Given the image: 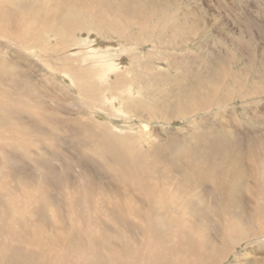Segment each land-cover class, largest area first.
Wrapping results in <instances>:
<instances>
[{"label": "bare ground", "instance_id": "1", "mask_svg": "<svg viewBox=\"0 0 264 264\" xmlns=\"http://www.w3.org/2000/svg\"><path fill=\"white\" fill-rule=\"evenodd\" d=\"M28 1L0 0V153L4 152L5 160L16 142L27 149L35 141L39 157L48 158H44L48 162L55 158L43 146L48 143L52 150L55 138L49 129L42 131L37 118L34 121L29 117L40 113L36 101L41 92L32 83L34 61L25 53L30 55L35 47L47 45L44 33L56 37L54 44L48 46L55 58L46 59L53 71L41 68L46 81L60 90H73L57 74L65 73L71 85L76 83L71 77L76 72L72 64L76 66L75 61L80 58L81 66L87 67L90 76L104 86L96 87L103 93L104 112L107 104L112 105L113 111L120 110L116 103L120 88L116 83L109 87V77L114 74L113 78L121 85L125 71L118 53L108 50L113 43L105 45L106 50L101 52L88 42L89 34L73 41L71 34L77 29L76 22L61 20L60 12L64 10L89 9V0ZM90 1L99 4L102 0ZM55 48L59 49V55ZM65 52L68 57L63 55ZM173 80L179 81L173 82L176 88L172 93L176 96L173 106L154 103L146 107L138 103V109L146 112V115L137 113L143 119L140 120L143 127L147 128L151 108L188 112L192 104H181L179 96L190 92L189 85L204 90L198 92L201 104L208 103L218 90L216 86L210 87L209 96L204 87L208 85L206 80L197 78L190 84L182 78ZM85 83L94 88L95 83L89 85L88 80ZM254 86L248 87L250 93ZM131 88L125 91L132 93ZM69 101L77 112L71 119V129L80 140L87 135L100 146L95 144L94 149L77 153L80 169L75 174L69 173L62 162L61 166L51 165L38 174L25 167L17 172L7 160L5 166H0V264H264V138L256 136L253 142L240 128L229 130L227 136L223 126L219 130L214 123L204 130L198 121L200 132L195 138L198 143L188 146L185 137L175 134L176 139L172 140V136L171 142L165 144L168 154L162 158V152L160 157L150 149L153 145L148 139L150 132L148 137L140 132L139 139L126 132L119 139L113 125L107 129L95 117L98 109L88 112L77 104L73 94ZM124 107L130 111L128 106ZM109 132L115 134L118 143L112 141ZM142 139L144 149L138 143ZM107 153L111 156L107 157ZM6 159L11 160V156ZM230 254L234 258L226 262Z\"/></svg>", "mask_w": 264, "mask_h": 264}, {"label": "rangeland", "instance_id": "2", "mask_svg": "<svg viewBox=\"0 0 264 264\" xmlns=\"http://www.w3.org/2000/svg\"><path fill=\"white\" fill-rule=\"evenodd\" d=\"M18 2L21 5V2ZM32 2L42 3L41 0H32ZM89 5V9L79 7L60 12L62 13L60 14L61 20L70 19L74 23L76 22L77 29L71 34L73 41L76 39L78 41L81 37L89 34L91 38L88 42L101 52L106 50L105 45L114 44L108 50L112 53H118L117 56L122 61V70L126 74H124L126 78H120L121 83L123 82L121 85L117 84L116 79L113 78L115 77L114 74L109 77V87L116 83V86L120 88L116 99L117 106H121L120 110L113 111L112 105L108 106L109 104L105 106L106 112L102 110L103 93L96 87L104 86L90 76L87 67L81 66V60L75 53L71 55L78 57L79 60L75 61L76 66L72 64L76 72H74V77L72 75L71 77L77 82L71 85L65 73L57 74L61 80L64 79L62 81L66 82L69 87L72 86L73 90H60L57 85H52L46 81V76L43 75L41 68L46 71H53V66L46 59L48 57L55 58L48 46L54 44L57 39L51 34L44 33V38L47 39L44 44L47 43V45L42 47V44L35 47L33 49L35 52L30 55L25 53L34 61L32 64L34 77L32 83L34 82L38 87L37 90L41 92L38 93V100L36 101V104L38 103L40 106V113L34 116L33 113H30L31 116L29 115V117H32L34 121L38 119L37 122L43 127L42 131L53 132L51 134L52 138H55L53 149L50 150L52 147L50 148L48 143H45L44 148H42L50 155H54L55 160H48L47 162L46 159L48 158L39 157L37 148L34 147L35 141H31L29 143L31 145H28L27 149L16 142L15 148H11L12 154L8 155L7 153L6 155L8 156L6 158L11 156V160L6 158L4 160V152H1L3 155L0 153V166H5L4 162L7 160V163H11L17 172L21 171L19 168L25 167L36 174L51 167V165L57 167L61 162V165L64 164L71 174H75L77 169H80V163L76 161L77 153L89 148L94 149L95 144L98 146L99 143L92 138L93 144V140L87 135L82 136L84 139L81 138L80 140L71 129L73 126L71 119L77 116L76 107L69 101L71 94L76 98L77 104L86 110L88 109V112L94 109H96L95 112L99 110L95 117L105 124L107 129L113 125L115 134L120 135L119 139H122L126 132L137 139H139L140 132L145 133L146 137L149 136L147 133L150 132L151 135L148 139L153 143V148L150 149H153V152L156 151L155 153L160 157L163 153L162 158L168 154L165 144L171 142L169 139L172 136L174 137L172 140L176 139L175 134L176 136L180 135L181 138L185 137L186 145L194 146L197 142L195 138L200 132L199 122L204 130L208 127L211 128V124L214 123V126L219 130L224 127V133L226 131L227 136H230L228 135L229 130L240 128L239 131L246 132L253 139V142L256 138H264V0H102L99 4L89 0ZM94 6L96 7L94 8ZM145 6L147 9H142ZM3 40L8 43L6 38ZM11 46L15 48L13 45ZM57 50L59 49L55 48L56 55H59ZM63 55L68 57L69 54L65 52ZM79 66H81V70L78 69ZM165 72L168 74L166 75ZM181 78L186 82L188 81L189 84L195 82L197 78L198 80H206L208 85L204 87L209 90V96L212 95L210 87L216 86L218 90L216 89L214 95L210 96L211 100L208 103L201 104V100L198 98L201 96L198 92L204 90L201 91L202 88L197 85H189L187 88L190 89V92L179 96L181 104L186 106L192 104L188 112L181 113L174 110L173 113L167 109L156 110L151 108L146 118L148 129L143 127L144 125L140 123V120L143 119L139 118L137 113L145 114L146 112L139 110L138 106L145 105L148 107L151 104L173 106L172 104L176 102V96L173 97L174 94H172L176 90L174 83L179 82L173 79L180 80ZM87 80L89 85L95 83V89L85 83ZM77 85L82 86L77 87ZM180 86L182 87L181 84ZM249 86H254L251 93ZM129 87L134 89L132 93L125 91ZM119 88L117 89L119 90ZM183 90L182 93H184ZM107 92L110 95V90ZM130 99L132 100L130 101ZM133 102L136 103L133 105ZM124 106H128L130 111H127ZM57 109L59 110L57 111ZM62 117L64 123L60 121ZM62 127H65L66 130ZM68 128L69 130H67ZM107 129L104 128L108 131ZM57 132L58 134H56ZM111 134L113 136L111 137L112 141L118 143L115 134ZM143 141V139L139 140L140 145L137 143L142 149L146 148ZM48 147L49 149H47ZM147 147L149 148V146ZM50 151L54 153L52 154ZM109 156L111 155L108 154L107 157ZM44 158L46 159L44 160ZM114 162L117 161L114 160ZM125 163L129 164L128 161H124ZM92 164L98 165L97 162L96 164L92 162ZM262 165H264V158H262ZM52 176L56 177L55 174ZM242 246L237 247L238 251L241 252ZM233 258L234 256L230 254L226 262H231Z\"/></svg>", "mask_w": 264, "mask_h": 264}]
</instances>
